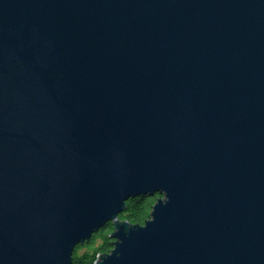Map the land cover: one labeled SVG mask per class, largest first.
<instances>
[{"label":"water","instance_id":"water-1","mask_svg":"<svg viewBox=\"0 0 264 264\" xmlns=\"http://www.w3.org/2000/svg\"><path fill=\"white\" fill-rule=\"evenodd\" d=\"M108 222L95 264H264V0H0V264Z\"/></svg>","mask_w":264,"mask_h":264},{"label":"trees","instance_id":"trees-1","mask_svg":"<svg viewBox=\"0 0 264 264\" xmlns=\"http://www.w3.org/2000/svg\"><path fill=\"white\" fill-rule=\"evenodd\" d=\"M160 194L139 195L125 201V209L119 214L120 219L129 221L131 224H143L149 217L153 204ZM113 225L108 222L104 227L93 233L88 241L77 245L72 255L71 264H95L98 255L110 252L113 238L110 233Z\"/></svg>","mask_w":264,"mask_h":264}]
</instances>
